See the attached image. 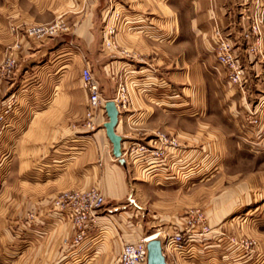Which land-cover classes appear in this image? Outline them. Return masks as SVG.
<instances>
[{
	"label": "crops",
	"instance_id": "obj_1",
	"mask_svg": "<svg viewBox=\"0 0 264 264\" xmlns=\"http://www.w3.org/2000/svg\"><path fill=\"white\" fill-rule=\"evenodd\" d=\"M247 1L0 0V67L9 58L17 63L13 75L0 79V99L8 97L18 108L8 128L0 130V140H13L19 171L32 170L40 160L42 172L40 195L29 199L31 213L34 202L42 205L41 228L25 243L24 259L14 264H76L75 256L88 257L83 264H116L124 244L145 237L144 226L134 220L138 208L130 201L134 176L159 195L155 208L167 222L161 233L182 230L190 211L176 205L187 209L191 196L177 198L175 188L186 187L182 179L192 171L249 174L238 180L232 175V184L208 197L210 207L204 212L210 232L193 239L196 256L204 252V261L182 264H264V119L255 128L246 124L247 102L227 82L213 43L217 28L236 38L238 14ZM112 12L120 19L106 48L103 29L113 24ZM54 23L66 30L42 42L25 33L32 26ZM244 58L248 69L262 77L263 65L251 55ZM71 65L79 78L66 84V67ZM86 66L99 83L104 104L114 100L119 82L128 86L129 105L118 109L115 128L124 163L112 154L103 129L108 121L104 110L93 137L80 136L89 133L80 80ZM259 82L255 93L264 98V83ZM160 135L173 141L164 147V163L129 157L132 143L148 146ZM90 188L103 189L105 202L125 210L95 218L76 248L68 243L74 230L51 203L62 192ZM157 189L171 191L159 194ZM246 207V216L225 222ZM225 237L249 238L255 252L241 255L238 248L224 245Z\"/></svg>",
	"mask_w": 264,
	"mask_h": 264
},
{
	"label": "rangeland",
	"instance_id": "obj_2",
	"mask_svg": "<svg viewBox=\"0 0 264 264\" xmlns=\"http://www.w3.org/2000/svg\"><path fill=\"white\" fill-rule=\"evenodd\" d=\"M261 21L264 22V0H248L246 4L241 8V11L238 14V21L235 27L239 28L240 31L238 33H234L236 35V38L232 39L235 45V49L240 56L242 66L245 69L246 78L248 82L246 86V93L243 94L238 91L239 94L244 97L248 105V109L245 115V122L248 126H251L253 128L261 125L264 119V98L258 97V94L255 93V89L260 83L259 81L261 80V82L264 83V31L263 29H261L259 36L250 35L249 38H246L245 33L248 30L251 31L253 27L258 29V25L261 26L262 24H260ZM252 48L255 49V52H252ZM249 55L253 56L254 60L257 61L260 65H263L262 77L259 76L260 74H256L250 69H248V66L246 65V63H244V57H248ZM66 71H68V73L65 76V83H76L79 77L76 71L73 69V66L71 65L70 67H66ZM4 98L7 99H0V130L3 131L8 128L10 124V117L12 115H15V112L18 109L15 108L14 102L12 100L10 101L8 97ZM19 126L21 128L23 126L24 128V125ZM97 130L98 129L89 132L88 134L83 133L80 136L91 139ZM20 132L21 130H18V139L21 134ZM58 144L59 142L56 143V145ZM0 148V264H14L15 261L24 259V253L22 252V249L25 243L29 242L28 239H30L29 236L31 234L34 235L35 233H37V231L39 232L41 228L40 223H38V218L40 217L39 213L40 207L42 205L34 202L32 205L33 212L31 213V204L29 203L31 195L32 197H37L40 195L41 192V163L39 160L37 164H34L33 169L30 171H19L20 160L19 155H17L18 152L16 146H14L13 140H0ZM230 168L232 167L230 166ZM217 174L218 173L216 172L192 171L191 174H189V177H187V179H182L180 176L179 180L182 179L183 181H187V185L186 187H183L181 189L175 188L176 192L179 193L176 194L177 198H179L180 196L184 199V195H189L191 196V202L187 201V209L184 207V205L180 204H177L176 208L180 209V207L182 206V209H185L184 211H190V213H195L196 211H199L203 214V218L209 226L210 218L207 214H205V212L210 207V205H207L206 203L208 197H211V195H215L216 191L223 190L224 186L226 187L232 184L235 181L232 175H235L237 177L235 179L238 180L239 178L248 176L249 173L248 171H241L237 173H234L233 171H228L221 172L219 175ZM135 177L136 176L132 177L134 181L132 180L131 184L134 192H132L130 200L131 205H135L138 208V210L136 209L135 211V214L136 212L137 214L134 220L135 222H140V224L144 226L145 237L149 238L155 235L156 233L162 232L161 229L167 222H163L160 220L159 210L157 211V208H155L156 201H159L160 199L159 195L156 196L154 194L155 189H153V187L142 186L141 182L136 179L137 177ZM217 181H219V185ZM93 189L98 190L102 194L103 189ZM157 191H159L160 194V191H164L167 193L171 191V189H157ZM133 194H139V197L135 195L133 196ZM26 200L28 201L26 202ZM108 202H104L105 204L99 210L98 216H100L102 213L105 215L120 214L125 210L124 207L113 208ZM156 206L158 207V205ZM247 208L248 207L242 209L243 211H240L237 214L230 215L225 220V222H233L236 216L241 214H244L246 216L247 213L243 212L247 210ZM184 214L182 213L181 215L184 216ZM173 223L175 222L172 221V224ZM168 224H171V222H169ZM176 226L179 225L176 224ZM184 227L185 225L183 226V228ZM31 230H33V232ZM176 230L180 229H174L169 233H173ZM232 238L235 237H225L224 245L228 247H233L232 243L230 242V239ZM104 239H106V237ZM244 239H246V237H242L239 240L236 239V241L238 242ZM71 241L72 238L69 240L68 243H71ZM81 244H79L77 247H79ZM236 247L234 246L233 248ZM237 248L239 249V247ZM253 253L244 255V253L241 252V255L251 256ZM165 256L167 264H182V261H191V259H176L175 255L172 254L169 250L166 251ZM199 256H201V258H198ZM85 258L87 259L88 257ZM85 258L82 256L80 260L78 259V257H74L75 261H78V263L76 264H83L84 261H86L84 260ZM192 260L204 261V252L199 253Z\"/></svg>",
	"mask_w": 264,
	"mask_h": 264
},
{
	"label": "built area",
	"instance_id": "obj_3",
	"mask_svg": "<svg viewBox=\"0 0 264 264\" xmlns=\"http://www.w3.org/2000/svg\"><path fill=\"white\" fill-rule=\"evenodd\" d=\"M80 1L85 2L87 0ZM111 16L113 17V24L110 25L107 23L103 29L105 37L104 46L106 48L110 47L112 43L110 39L117 33L116 23L120 19L118 13L112 12ZM260 24L261 26L258 25V29L253 27L251 31L248 30L245 33L246 38H249L250 35L259 36L261 29L264 31V22L261 21ZM61 30H66V28L60 23H54L48 26H32L25 33L35 41L42 42L45 39L53 37ZM213 43L217 62L225 69L228 83L237 91L243 94L246 93V86L248 84L246 72L230 34L220 28L215 29ZM251 50L255 52L254 48ZM16 68V61L11 58L7 59L0 67V79L9 78L13 75ZM80 80L82 89L87 96L84 127L89 132H92L100 127L98 120L104 110V100L102 99L99 83L88 66L82 69ZM113 101L117 109H126L128 107L129 95L126 82L121 81L117 84ZM158 143L159 146H156ZM172 143V140L167 139L164 135H160L157 142L153 141L148 146L132 143L128 150V155L130 158L140 159L147 164L151 162L164 163L166 159L164 147ZM104 202L103 195L93 188L65 191L53 199L51 209L54 213L58 214L62 221L66 222L74 230L70 243L71 246L77 247L84 241L87 226L97 218L99 210L105 204ZM209 232L210 229L203 218V214L196 211L195 213H190L185 227L182 230H176L173 233L166 234L160 232L158 233V240L161 241L164 256L166 255V251L169 250L175 255L176 259H194L196 257V248L193 244L194 237L205 238ZM148 242L147 238L144 237L136 243L124 244L116 259V264H146ZM230 242L233 247H239L244 255L254 252V242L249 238L238 241L239 244L235 238L230 239Z\"/></svg>",
	"mask_w": 264,
	"mask_h": 264
},
{
	"label": "water",
	"instance_id": "obj_4",
	"mask_svg": "<svg viewBox=\"0 0 264 264\" xmlns=\"http://www.w3.org/2000/svg\"><path fill=\"white\" fill-rule=\"evenodd\" d=\"M104 112L108 121L104 124L106 138L112 145V154L121 163H124L122 158L121 143L122 138L115 134V128L118 123L119 112L113 100H108L104 104ZM147 263L146 264H167L163 255L161 241L154 239L147 244Z\"/></svg>",
	"mask_w": 264,
	"mask_h": 264
},
{
	"label": "bare ground",
	"instance_id": "obj_5",
	"mask_svg": "<svg viewBox=\"0 0 264 264\" xmlns=\"http://www.w3.org/2000/svg\"><path fill=\"white\" fill-rule=\"evenodd\" d=\"M160 232V231H159ZM147 238V237H146ZM154 239H158V233H156L155 235L147 238V241H151V240H154Z\"/></svg>",
	"mask_w": 264,
	"mask_h": 264
}]
</instances>
